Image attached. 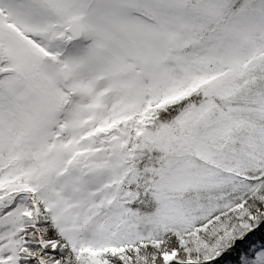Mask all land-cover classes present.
Here are the masks:
<instances>
[{
  "label": "snow or ice",
  "instance_id": "1",
  "mask_svg": "<svg viewBox=\"0 0 264 264\" xmlns=\"http://www.w3.org/2000/svg\"><path fill=\"white\" fill-rule=\"evenodd\" d=\"M0 264H264V0H0Z\"/></svg>",
  "mask_w": 264,
  "mask_h": 264
}]
</instances>
